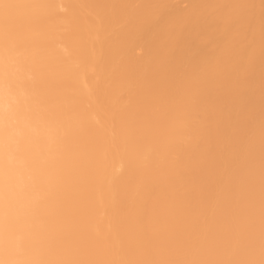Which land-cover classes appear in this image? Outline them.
<instances>
[{"label": "bare ground", "instance_id": "6f19581e", "mask_svg": "<svg viewBox=\"0 0 264 264\" xmlns=\"http://www.w3.org/2000/svg\"><path fill=\"white\" fill-rule=\"evenodd\" d=\"M0 264H264V0H0Z\"/></svg>", "mask_w": 264, "mask_h": 264}]
</instances>
